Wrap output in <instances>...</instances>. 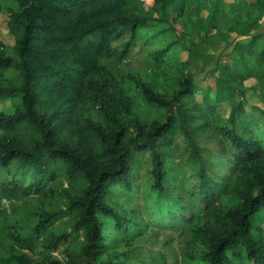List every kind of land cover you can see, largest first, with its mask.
<instances>
[{
  "label": "trees",
  "instance_id": "trees-1",
  "mask_svg": "<svg viewBox=\"0 0 264 264\" xmlns=\"http://www.w3.org/2000/svg\"><path fill=\"white\" fill-rule=\"evenodd\" d=\"M134 1L0 0L16 41L15 56L0 43V101L23 106L0 112V173L7 174L0 203L11 202L10 210L0 204V264H34L40 249L41 264H140L135 248L152 225L181 232L188 264H264V109L253 107L261 118L248 114L244 97L245 81L264 77L261 38L235 45L242 69L217 63L214 97L191 74L173 77L165 91L138 80L146 105L166 120L138 116L129 127L137 110L123 94L121 64L140 40L151 46L157 69L178 63L169 31L133 10ZM175 1L153 0L162 9ZM257 4L264 12V1ZM11 70L20 73V87L10 82ZM203 134L218 155L205 149ZM141 174L145 195L132 206ZM60 180L71 187L67 211L56 206ZM33 196L38 206L12 203ZM66 213L84 242L62 262L53 253L71 241L56 226Z\"/></svg>",
  "mask_w": 264,
  "mask_h": 264
},
{
  "label": "rangeland",
  "instance_id": "rangeland-1",
  "mask_svg": "<svg viewBox=\"0 0 264 264\" xmlns=\"http://www.w3.org/2000/svg\"><path fill=\"white\" fill-rule=\"evenodd\" d=\"M1 2L11 5L10 0H1ZM182 7L183 12L181 11ZM131 8L138 12L148 13L161 21L162 27L169 31V42L171 41L175 45L171 51L177 54L178 63L176 70L175 67L173 69H157L149 55L151 46L140 40L130 56L121 64L120 68L128 82L123 94L132 99L137 110V114L127 119L129 127H132V119L138 116L147 118L157 115L160 121L165 122L166 120L165 112L154 111L146 105L136 84L138 80L148 82L159 91H165L172 88L173 77L191 74L201 87L214 97L217 91L216 80L220 74V71L215 68L217 63L223 66L236 64L240 70L243 67V62L234 53L235 45L258 36L261 38L258 44L264 46V12L258 11L257 0H176L166 9L155 5L153 0H135L131 4ZM9 18L6 11L0 13V43L4 44L10 56H15L16 41L15 35L9 28ZM207 62L213 63L207 66ZM260 74L246 80L244 84L248 114H253L258 118H261L262 115L253 107L264 109V77ZM7 76L14 86L22 85V77L18 71L11 70ZM195 99L202 101L203 94L196 93ZM236 99L243 100L238 94ZM223 104L221 109L228 116L230 109L226 107L227 103ZM16 108L19 110L23 108L19 100L0 101V112L14 113ZM29 133L34 134V131L28 128L27 134ZM201 140L205 149H209L210 155H218L215 142L208 141L205 134L201 136ZM176 157L180 161L181 156L178 153ZM6 176L7 174L1 171L0 178ZM144 184V176L141 174L136 185V188L139 189L130 196L132 206L139 205L143 200L146 191ZM57 187L61 196L56 202V206L58 209L67 211L65 191L71 190L70 184L65 180H60ZM114 198L126 204L127 197L115 193ZM12 203L19 207L31 208L38 206L40 202L34 197L28 200H15ZM0 204L11 209V202L8 200H4ZM73 224V216L66 213L63 220L56 225L72 234L71 241L53 253V256L62 262H66L68 259L67 249L79 253L84 242L83 233H76L73 230ZM180 233V231L176 232L172 229L152 225L148 230L146 242L139 241L140 243H137L135 248V251L141 253L137 257L140 264H152L151 261H154L155 264H164L166 262L163 257L169 264H188L184 259L186 238ZM42 253L43 250L40 249L38 255H32L34 264L42 263L44 259Z\"/></svg>",
  "mask_w": 264,
  "mask_h": 264
}]
</instances>
